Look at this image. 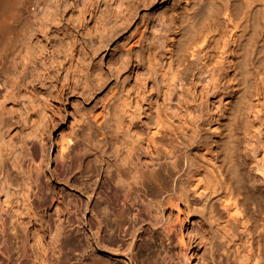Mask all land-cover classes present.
Masks as SVG:
<instances>
[{
    "label": "bare ground",
    "instance_id": "6f19581e",
    "mask_svg": "<svg viewBox=\"0 0 264 264\" xmlns=\"http://www.w3.org/2000/svg\"><path fill=\"white\" fill-rule=\"evenodd\" d=\"M62 11L75 29L60 44L76 49L80 96L103 102L86 163L76 144V187L89 189L93 215L87 232L48 218V240L35 233L31 257L34 200L26 188L23 211L6 194L8 233L21 244L8 247L0 224V264H112L96 249L124 246L138 264H169L172 249L187 264H264V0H0V47H23L14 88L31 75L28 90H50L51 31ZM36 106L24 124L40 117ZM7 173L0 162V190Z\"/></svg>",
    "mask_w": 264,
    "mask_h": 264
},
{
    "label": "rangeland",
    "instance_id": "374dc122",
    "mask_svg": "<svg viewBox=\"0 0 264 264\" xmlns=\"http://www.w3.org/2000/svg\"><path fill=\"white\" fill-rule=\"evenodd\" d=\"M58 17L61 25L57 28H52L51 31V37L54 39L56 45L54 56L53 58H49L46 66L50 72L47 78L50 90L43 91V96L38 95V89L35 91L27 89L30 87L31 75L26 78L25 83L29 82L26 84V88L16 89L12 83H9L12 80V76L10 75L12 62L14 60L17 62V68L21 65L22 45H19L16 50L5 44L0 47V81H8L7 91L0 90V99H2L3 95L5 96V99L2 100L3 108L0 109V162L8 170L7 175L5 174V177L1 181L3 185L1 189H3L0 190V207L4 210L0 209V222L2 221L0 224L2 230L7 233L10 232L12 224L9 221L15 218L11 217L13 216V213H10L11 209L7 207L6 209L2 203L6 198H11L12 201H16L15 205L22 210V204L18 200H21L20 196L28 189V192L32 195V200H34V206L36 207L34 208L37 209L38 219L36 218V222L40 221L37 222V230L33 222L28 226V235L30 236L27 237L29 244L27 253L31 257L40 248V245L34 239L35 233L39 234L41 230L43 242L48 240L44 226L46 227L50 217L53 226V223L56 222L61 227L69 226L67 231H75L78 227L77 223H79L78 225H81L85 229V232H87L95 202L93 196L90 198L89 189L88 192L85 190L83 192L76 187V144H80L82 147V161L86 163L92 157L91 146L88 140L92 116L100 113L103 108V102L101 98H95V95L89 99H82L80 96L76 78V49L71 52L60 44V41L65 39L64 33H66V36L75 33L71 12L62 11ZM25 93L26 95H30L32 100L37 99L38 102L31 104L27 98H22L21 95ZM36 104L39 106H36V108H41L43 112L33 122H29L27 125L24 124L22 117L27 110L28 114H32L31 108L35 107ZM18 108H20L22 115H20ZM28 141L33 144L27 154L23 149V144ZM62 143L69 144V149L63 153L59 151ZM64 154L72 160L67 168L62 166L64 161L62 155ZM30 159L36 161L37 170L33 169L31 164L30 166L27 163L23 164V161H29ZM26 164L27 169H21V165L25 166ZM25 189L26 191H24ZM3 190H6V193ZM52 195L55 196V205L48 208L46 204L50 202L49 200ZM8 217L12 219L10 220ZM67 222L69 223L68 225ZM9 223L10 225L7 226ZM19 227L17 226L18 230L16 228L15 231L21 237L20 234L23 235L24 232ZM31 234L33 235L32 237ZM5 235L8 247L13 249L21 244V238L18 237L19 239H16V237H12L9 233ZM11 237L15 240H11ZM14 244L17 245L15 246ZM96 251L97 254L107 257L112 264L139 263L137 258H130L131 256L126 246L122 248L116 247L114 250H104L101 248L100 250L96 249ZM142 255L141 259L145 260L146 255L143 252ZM169 264L187 263L181 260L176 249H172ZM190 264H194L192 260Z\"/></svg>",
    "mask_w": 264,
    "mask_h": 264
}]
</instances>
